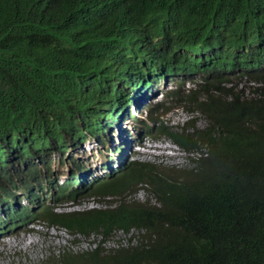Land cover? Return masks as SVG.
Here are the masks:
<instances>
[{
    "label": "trees",
    "instance_id": "1",
    "mask_svg": "<svg viewBox=\"0 0 264 264\" xmlns=\"http://www.w3.org/2000/svg\"><path fill=\"white\" fill-rule=\"evenodd\" d=\"M154 70L202 77L167 102L205 125L158 120L154 135L199 156L184 171L136 160L92 187L116 205L44 206L48 226L84 237L141 230L114 253L63 252L57 264H264V0H0V201L30 181L48 182L55 202L76 200L73 175L53 189L52 157L98 137Z\"/></svg>",
    "mask_w": 264,
    "mask_h": 264
},
{
    "label": "rangeland",
    "instance_id": "2",
    "mask_svg": "<svg viewBox=\"0 0 264 264\" xmlns=\"http://www.w3.org/2000/svg\"><path fill=\"white\" fill-rule=\"evenodd\" d=\"M194 78H185L182 81L180 79H173L171 81H161L157 87L155 95L159 97L160 91H166L171 88L175 91H182L181 94H185L191 87H194ZM251 82L241 85V80H232L226 83V86H233L234 91L241 93V91H248L252 89ZM258 84H254L257 86ZM177 93V92H176ZM154 95V96H155ZM155 102L152 99H143L140 105L141 111H136V106L130 105V115L135 116L134 118L145 117L146 110ZM170 108L162 118L169 125L173 126H184V123L188 120L197 123L199 127L205 125L204 117L198 112L194 111L193 107L185 106L184 103L169 101ZM187 104V103H186ZM185 107H189L188 110ZM127 117L126 121L122 120V128L120 131L109 130L106 133L107 142L100 143L91 139L86 140L81 147L77 148L74 153L69 152L70 155L83 161L87 169L91 168V175L85 181L88 182L97 175L104 177L107 174V170L103 168L102 164L108 162L109 157H114L112 154L116 145L121 144L122 149L118 153L116 160H114L112 168L115 169L118 160L121 162H127L132 159H138L139 161L148 162L154 167L159 168L163 171H169L172 169H186L189 167L188 155L184 153L180 148L174 145L166 136H159L157 138H148L145 142H148L146 147L142 146V143L138 142L137 139H141L140 135L136 134L137 122L133 120V117ZM128 141L131 144L127 145ZM139 144V146H137ZM83 147V148H82ZM144 149L143 152H137L138 149ZM127 151H132L131 154H127ZM198 157L199 155L194 154L191 158ZM57 159V158H56ZM54 159L51 163L53 169L60 170L63 174L70 171V164H66V160H63V164L58 166V162ZM70 159V158H69ZM65 180V175H60L58 182ZM137 197L141 200L145 198L143 190L137 193ZM99 197L83 196L77 199L76 203H63L61 208L64 210H71L73 212L82 211L91 207L101 206L105 203L115 202V198H106L104 202L97 203ZM23 204L27 203L25 200ZM38 232V233H35ZM8 234V235H7ZM67 233L56 227H48L45 225L36 226V228H29L20 233H6V235H0V243L4 244L3 249L7 250V254L0 255V264H32L31 258H48L51 263L54 264V260L58 253V250H68L72 252L76 251H89L93 249L91 246L97 243L99 237L85 239L80 236H74V243H70L67 240ZM30 238H34L35 241H30ZM138 239L137 233L125 235L121 232H116L112 237L102 241L99 245L105 252L112 251L119 246H124L129 241L135 242ZM48 246V247H47ZM46 247V249H45ZM2 248H0L1 250ZM12 253H16V258L12 256Z\"/></svg>",
    "mask_w": 264,
    "mask_h": 264
},
{
    "label": "clouds",
    "instance_id": "3",
    "mask_svg": "<svg viewBox=\"0 0 264 264\" xmlns=\"http://www.w3.org/2000/svg\"><path fill=\"white\" fill-rule=\"evenodd\" d=\"M144 60H142L140 62L141 66H143ZM145 68V67H144ZM147 73H145V75H143L141 77V79L134 80L135 84H134V90L137 91L136 97L135 98H131V100L129 101V103H127V105L123 108V110L118 114V116L112 121L111 125L107 128H105V130L100 133L98 135V137H94L93 135L88 134L87 137L84 140H81L80 142L76 143V149H73L72 151H68L67 153H65V155L63 156L62 162L59 161V157L58 156H54L51 159V163L54 161V159H56V161L58 162V166L63 164V160H66V164H70V171L66 174H63V172H61L60 170H56L53 169V167L51 166V169L53 170L51 173V178L50 180L53 182L52 183V187L53 189L56 191L58 186L63 185L66 180L68 178L71 177V175H73L76 179H77V183L75 184V188L77 190L81 191V195H78V197L76 198V200L74 201H68L65 203H76L77 199L83 196H93L91 195V189L92 187H94L95 185L101 183V182H107L110 180L111 175L116 174L120 169L123 168H127L131 163H133L134 161L138 160L137 158L132 159L130 161L127 162H121L120 160H118L115 169L112 168L111 164L113 165L114 160H116L118 153L120 152V150L122 149V145L118 144L115 146L114 149H111V151H113V155L114 157H109V161L105 162L102 164L103 168L106 169L108 172L106 174V176L104 177H99L98 175L96 177H93L92 179H90L88 182H86L85 180L87 178L90 177L91 175V168L87 169L86 164L81 161L80 159H77L76 157L72 156L69 154V152L74 153L77 151V148L81 147V145L88 139L100 142V143H106L107 139H106V133L109 130H116V131H120L122 128V120L126 121L130 115V105H134L136 106V111H141L140 109V105L142 104L143 99H152L155 102H153V104L146 110L145 113V117L141 118V120H139L138 118H134L135 116H131L133 117V120H135L137 122V128H136V134L140 135L141 139H137L138 142L142 143L143 147H146L148 142H145L148 138H157V136L155 137V131H156V127L158 124V120H162L164 125H169L168 123H166V121L162 118V116L165 113H161L160 115H157L154 113V107L162 102H166V104H168L169 102H167L168 98L170 95H172L173 93H175L176 91L171 88L167 89L166 91H160L158 93L159 97H157V95H155L156 91H158V87L157 85L161 82V81H171L173 79H180V81H182L185 78H194V82H201L202 77L199 75H187V74H180L177 71H173V72H166V71H159V70H154L152 73L146 71ZM149 73V74H148ZM136 80L138 85L136 84ZM155 95V96H154ZM169 105V104H168ZM167 105V106H168ZM168 111V110H167ZM166 111V113H167ZM161 111H159L160 113ZM185 125V123H184ZM173 126V125H172ZM179 127V126H176ZM182 127V126H181ZM170 140V139H169ZM171 141V140H170ZM172 142V141H171ZM173 143V142H172ZM131 144V141H128L126 147L128 145ZM174 144V143H173ZM176 145V144H174ZM139 146V144L137 145ZM177 146V145H176ZM178 147V146H177ZM83 148V147H82ZM180 148V147H178ZM136 149H138V147H136ZM181 149V148H180ZM141 149H138L137 152H143L144 149H142V151H140ZM182 150V149H181ZM183 151V150H182ZM132 151H127V154H131ZM184 153H186L188 155V159H189V167H190V158L192 155L194 154H188L187 152L183 151ZM70 158V159H69ZM195 158V156H194ZM139 161V160H138ZM142 162V161H141ZM35 166L41 167L42 166V162L40 160H36L35 161ZM175 169V170H179V171H184L189 169ZM60 175H65V180L58 182V179L60 177ZM48 182H40V183H36V182H32L30 181L29 184L25 185V184H18L17 186H14L9 195L6 196L3 200L0 201V235H6V233H20L26 229L29 228L30 229H35L36 226H40V225H45L48 226L47 223L43 220V218L40 216V211L44 206H50L53 207L54 210L56 211H70L73 212L71 210H64L61 208L62 204L64 203H60V201L55 202L52 200V195L53 193H51V191L47 190L48 187ZM144 186V187H142ZM30 188L33 193L35 195H37V200H34L30 197L29 193H28V189ZM139 191L143 190L142 188H145V185H141L139 186ZM138 191V192H139ZM144 191V190H143ZM136 192L134 194V199L136 201L139 202H143L146 198V193L144 191L145 194V198L143 200L139 199L137 197V193ZM94 197V196H93ZM106 198H113V197H105V198H101L99 197V200L97 201V203H102L105 201ZM116 199V198H115ZM23 200H25L27 203L23 204ZM118 200L116 199L115 202H109L105 203L101 206H97V207H91L89 209L92 208H101V207H105L109 204L112 205H116L118 204L117 202ZM150 201L152 203H155V199L150 198ZM106 202V201H105ZM83 211V210H82ZM48 227H56L61 229L63 232L67 233L68 237L67 240L72 244L74 243L75 239L74 236H80L83 237L85 239H88L89 237L91 238H96L99 237V240L97 243H94L93 246H91L93 249L100 251V243L106 239H109L110 237H112L116 232H121L125 235L128 234H133L134 232L138 234H141V231L139 230H135V229H131V231L129 233H124L122 231H115L113 233H111L110 235H103L100 234L99 232H92L88 235V237H84L82 235H79L77 233H73L71 232V230L67 229L66 227H61V226H48ZM38 233V232H35ZM8 235V234H7ZM30 241H35V239L30 238ZM132 241V240H131ZM126 245V244H125ZM4 244L0 243V248H2L0 250V255H5L7 254V250L3 249ZM48 247V246H47ZM46 249V247H45ZM91 249V250H93ZM103 249V248H102ZM117 249V248H116ZM112 250L110 251L111 253H114V251L116 250ZM104 250V249H103ZM66 252L68 254H75L77 252L80 251H76V252H72L70 249L68 250H58V253L56 255V258L54 260V264H57V260L59 259L60 255ZM82 252V251H81ZM12 256L14 257V259L17 257L16 253H12ZM29 260H32V264H53L51 263V261L46 257V258H31L28 257ZM15 264H19V263H15ZM91 264H95L93 261H91Z\"/></svg>",
    "mask_w": 264,
    "mask_h": 264
},
{
    "label": "bare ground",
    "instance_id": "4",
    "mask_svg": "<svg viewBox=\"0 0 264 264\" xmlns=\"http://www.w3.org/2000/svg\"><path fill=\"white\" fill-rule=\"evenodd\" d=\"M222 49V48H221ZM166 53V52H165ZM251 54V53H250ZM221 55V54H220ZM222 56H224V55H222ZM179 61V60H178ZM177 63V62H176ZM178 64V63H177ZM177 67V66H176ZM197 67V66H196ZM182 68V67H181ZM201 68V67H200ZM172 70H174V69H172ZM191 70V69H190ZM197 71V70H196ZM198 72V71H197ZM196 72V73H197ZM206 76V75H205ZM210 77V76H209ZM207 78V77H206ZM204 79V78H203ZM208 79V78H207ZM120 85V84H119ZM153 103V102H152ZM22 150V149H21ZM141 231V230H140ZM103 263V262H102Z\"/></svg>",
    "mask_w": 264,
    "mask_h": 264
}]
</instances>
